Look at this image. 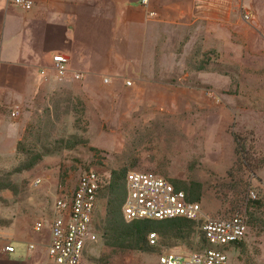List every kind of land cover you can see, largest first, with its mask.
Listing matches in <instances>:
<instances>
[{"label":"rangeland","instance_id":"1","mask_svg":"<svg viewBox=\"0 0 264 264\" xmlns=\"http://www.w3.org/2000/svg\"><path fill=\"white\" fill-rule=\"evenodd\" d=\"M240 8L237 24L173 30L138 89L126 78L124 88L97 98L53 96L27 126L21 152L0 156V178L15 184L14 191H0V208L19 207L36 223L33 200L54 204L58 192H73L90 169L152 171L199 191L206 217L246 216L249 232L228 248L231 263L264 264V0H242ZM36 153L43 159L33 169L8 176ZM100 197L99 241L87 255L90 264H157L163 252L208 246L194 224L181 233L171 225L166 235L153 231L159 243L146 241L144 250L109 247L103 237L108 191Z\"/></svg>","mask_w":264,"mask_h":264},{"label":"crops","instance_id":"2","mask_svg":"<svg viewBox=\"0 0 264 264\" xmlns=\"http://www.w3.org/2000/svg\"><path fill=\"white\" fill-rule=\"evenodd\" d=\"M33 1L24 10L0 0V156L17 154L27 126L53 96L97 98L103 90L124 88L126 78L138 89V79L155 64L161 41L173 30L207 32L242 18L233 0ZM57 53L68 59L64 76L54 68ZM17 107L21 114L13 118ZM33 201L36 222L44 219L41 231L19 207L0 208V264H55L48 255L53 204ZM100 212L101 197L94 221Z\"/></svg>","mask_w":264,"mask_h":264},{"label":"built area","instance_id":"3","mask_svg":"<svg viewBox=\"0 0 264 264\" xmlns=\"http://www.w3.org/2000/svg\"><path fill=\"white\" fill-rule=\"evenodd\" d=\"M8 4L31 10L33 0H6ZM146 1V0H144ZM241 3L242 0H233ZM245 18L251 19L246 12ZM54 68L59 76L68 71L65 54L53 57ZM128 85L131 82H127ZM20 108L13 109L11 116L19 118ZM127 195L123 206L127 222L135 220H165L185 218L199 224V230L207 247L201 251L186 254L174 251L163 252L157 264H231L228 248L242 244L248 235L249 225L246 216L233 215L228 218H209L203 214L199 201H190L182 190H176L173 183L152 171H129L125 178ZM41 180L35 181L40 184ZM111 184V175L90 169L79 178L73 192L61 190L53 204L51 239L48 247L49 258L55 264H90L87 248L99 241L94 217L100 194ZM255 198V196H253ZM44 219L35 224L41 231ZM150 246H157L159 236L151 232L148 236ZM31 248H34L31 246ZM7 252H14L11 245Z\"/></svg>","mask_w":264,"mask_h":264},{"label":"trees","instance_id":"4","mask_svg":"<svg viewBox=\"0 0 264 264\" xmlns=\"http://www.w3.org/2000/svg\"><path fill=\"white\" fill-rule=\"evenodd\" d=\"M22 140L19 141L17 146V152H21ZM95 150V149H93ZM31 156L30 152H28ZM28 155V156H29ZM35 155L33 159L30 156L23 160L15 169L9 174L20 173L33 169L39 162L42 161V154ZM32 157V156H31ZM129 171L127 170H115L111 175V184L104 191H108V202H107V213L106 223L103 232L105 243L109 247L119 249H130V250H144L143 244L148 243V236L151 232L162 229L160 233L166 235L168 232V225L174 227V232H184L183 227L188 226L191 228L192 225L199 224L185 218L165 219V220H135L127 222L124 217L123 206L126 200L127 188H126V175ZM174 185V184H173ZM175 186V185H174ZM176 190H182L186 193L187 199L190 201H198L200 192L192 191L191 188H181L175 186ZM15 184L11 179L0 178V191L10 190L14 191ZM0 200H2L0 196ZM167 228V229H166ZM200 231V230H199ZM201 233V232H200ZM205 241V240H204ZM206 242V241H205Z\"/></svg>","mask_w":264,"mask_h":264}]
</instances>
